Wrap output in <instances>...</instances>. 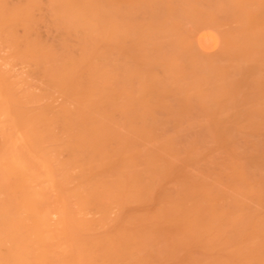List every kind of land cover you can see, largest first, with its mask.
Returning a JSON list of instances; mask_svg holds the SVG:
<instances>
[{
    "label": "bare ground",
    "instance_id": "obj_1",
    "mask_svg": "<svg viewBox=\"0 0 264 264\" xmlns=\"http://www.w3.org/2000/svg\"><path fill=\"white\" fill-rule=\"evenodd\" d=\"M132 1L136 3L135 0ZM155 1L158 5L155 3ZM170 1L172 0H163V4L162 0H154L155 4H153L152 0V3L150 4L152 7L149 5L150 2L148 3V6H144V8L148 7L145 10H148L149 7H151V9H149L148 11V14L147 11L145 13L143 9H138L140 7L142 8L143 5L141 6V3L143 4L144 2L136 4L139 7L134 5L135 8L139 11H142L140 12L141 14L145 13L146 16L143 14V16L139 17V15L141 14H136L138 12H136L135 15L138 16L141 20L143 19L145 21L144 18H146V21H150L149 17L151 16L150 14H152L151 20H153L157 26L159 22L156 18L160 19L161 17H163V15H165L164 17L167 18L166 8L168 7L165 6L169 5L170 10L168 9V12H172L176 8L174 12L176 11L175 13L177 15H175V13L169 12L171 13L170 15L172 18L169 17V14H167L168 20H165L164 17L162 19V22L164 21V23H161V27L162 25L166 26L169 30L172 28L171 26L174 25H171V28H169L170 23L168 24V22H166L169 21V19L172 21L175 20L176 24H178V21L181 24L183 23L186 25V20L188 19L187 21L191 23L189 19L191 18L190 20H192L194 15L195 19L193 18V21H195L196 23L197 16L195 17L196 14H193V11L197 12L198 10L199 15H201L202 13H206V8L210 9L212 5L213 8L218 7L219 9L222 0H210V2L208 3L207 0H195V2H190V0H177L179 2L178 5L176 0H173L174 2ZM213 1L215 3H219L218 1H220V3L217 6V4L214 5ZM225 1L226 0L222 2L226 3ZM241 1L242 0H230V3L233 2V4H230V6H234L236 4L238 6L235 5V9L238 10L239 7L243 9V6L246 4L245 1L249 6V3L255 0H243V2ZM111 2H113V7L111 5ZM124 2H127V0L121 1V4ZM168 2L172 4V9L170 7V3ZM181 2L185 5L183 10H181L183 8ZM187 2H190L192 4L187 5ZM197 3H199L200 5ZM203 3H205V5H203ZM240 3L242 4V6L240 5ZM193 4L195 7L193 6ZM207 4L210 6L205 7ZM227 4L223 5L226 6ZM120 5L117 0H0V264H264V130H262V127L264 126L261 125L262 127H257V129H249V126L247 127L248 123L246 122L251 121L253 115L250 120H247L250 117L248 118L245 114L246 117L241 116V119L244 121L239 122L242 125L245 124V127L243 129H246L247 127V129L249 130H241L240 126L238 125L239 123L237 122L234 124L232 121L237 119L236 116L240 113L239 112L237 114L233 113V115L236 116L231 115L233 119H230V124L225 123L223 121L224 119L222 120L226 124V130L224 126H221L222 128L220 129L219 127L218 129H216V127L214 129L213 126L215 125L213 123V120L215 121L216 118L214 116L216 115V113H218V110L216 112L215 108L220 109V106L223 105H220V99L221 101H223V97L221 98L218 94V87L216 86L213 90L207 89L211 91V93L209 91L207 92L210 95L217 93L219 95V98L217 99H213L214 95H211V98H209L208 94L206 93V96H204V94L202 95V90L200 89V95L206 97V99L203 98L204 101L199 96V93H197L198 95L196 94L198 96L197 99L196 96L195 98L192 97V99H190L192 95L189 97L190 93L193 92L192 90H195L199 87V85H196L198 87L193 85V82H197L195 78H200L199 75L205 76L206 74L204 73L209 72L207 67V64L209 63L203 65L206 67V69L205 67H202L205 69V72L201 67H199V69L197 67L194 71L193 69H191L190 71L186 67L187 65H181V68L186 67V70H188L190 72L189 73L185 69H183L184 71L181 70L179 65V68L176 67V65L174 66V64H178V62H176L177 60L174 61V58H171L168 55H170V53L174 51L171 55L173 56L177 53L178 50H181L180 46H178L179 49L177 50L176 45H179L178 43L176 45H174L173 43L178 39H174L171 46L170 43L171 40H173V38L171 39V37H174V35L171 36L170 39H168L170 41H164L165 39H167L165 35V33L168 32L166 30V27L165 31H162V36L158 35L160 36L159 38L164 37L165 39L161 38L160 40L158 36L153 35L154 33L156 34L157 31L153 32L151 29V33L150 30H148V28L150 29L152 27H155L153 22L148 21L150 23L149 25L142 20V22L146 23V26H142V30H144V28L146 29L147 26L148 28L146 31L141 32H146L145 34L143 33V35L147 36V38L149 37L148 34H151L149 38L151 39L152 37L153 39H147L142 35L143 37L141 41L144 43L143 39H146L147 42H149L150 40V43L153 45L151 41L154 40L153 42H155L154 45L156 47H161L160 45H164L167 48L166 49L164 46H162V48H160L162 51H160L159 53L160 49L157 50L158 47L155 48L154 45H147L149 43L145 41L144 44L147 43L146 45L148 46V49L149 47L151 49L153 48L152 52L151 49H149V52L151 53H148V57L151 54L155 55H153L154 58H151L152 61L150 60V64L154 63L159 58V61H167V59L169 60V58H171V60L169 61L170 64L167 63L168 67H171L172 64V68L170 69H173L175 67L177 69H175L176 71H178L179 69L182 73H187H184L185 77L184 75H180V78L183 77V83L187 80V77L189 78L192 74V77L190 79H193V82L190 79L187 80L189 83L186 81L187 84L192 83L190 85L192 87L189 86L191 92H187L186 88V98L184 97L186 100L190 99L189 102L191 106L188 104V101V103L186 104L189 105L188 107H191V111L189 112L187 106L186 108H184L183 106V111L186 109V113L185 115H183L184 113L181 112L182 116H180V109H177V107L175 106L176 103H170V101L173 99V102L182 103L181 100L178 99L180 95H177L175 93V91L177 90L172 88L173 90H175L173 91L170 89L171 85L166 84L173 83V80L170 82V78L167 80L168 82L166 81V83L164 81H161L163 80L162 78H160L162 76H159L161 67L158 64L155 63L160 68L158 66L156 67L153 64L152 65L155 66L157 72L159 71V77L155 75V73L153 74L152 71V74L147 71L148 69L151 70V67L149 68L147 65H144L147 67L143 68V65L141 63V66L139 67H142V70L144 69L145 71L150 73V76L154 75L155 77H153L155 80L160 78L161 80H159L162 83L164 82L167 86H169L165 91L164 88H166L167 86H164L165 84L161 85V82L159 81L162 88L164 87V90H162L160 88L161 86L157 85L159 82H154V79H152L153 83L152 81L149 82L148 77V84L144 85L145 83H142L143 85H141L142 88L147 86L148 89L147 90L146 87L144 88L145 90L143 89V95L146 96L148 91L150 93H153L160 90L158 91L160 92L158 94L164 97L170 95L169 93L173 91L176 95L173 94L172 96L173 92H171V98L170 96L166 98L164 97L165 99L161 96L160 98L162 100L164 99V101L168 98L166 101L169 102H165L168 105L173 104L172 108H174L175 112L172 111L173 109L171 110V108L167 107L166 105L165 107L170 110V113L168 114L167 109L163 106V101H159L160 103L157 101L160 99L157 92L155 94L158 96V99H156L157 97L155 96L154 98L151 97L152 99L147 98L149 97V95H147L146 100L143 99L142 102H144V100H149L146 102L148 104H146L145 102L142 103L141 100H138L141 96L142 98H144V96L141 94L143 90H141V96L138 99H135L136 97L132 98V96L131 98L134 101H140L142 104L140 106L138 104L132 106L136 109V106H139L140 108L142 106L144 107L145 105L146 107H144L145 110L143 112L146 111L145 114H147V112H150L151 115H154V118L155 115L157 117L156 119H154L152 116L154 124L153 122L150 123V121H152V119H150V114H147L150 115V118L148 119H146L147 115L144 117L145 114H140L142 119L145 118V120L149 123L145 124L147 122L145 120L140 121L138 117L140 124H145V126L143 125L145 127L144 129H122L121 125H124L122 122H119L120 129L117 128L118 124L116 122V117L119 119H123V117H118V112L115 113L117 114L115 117V114L113 115L114 111H112V114L110 115V106L114 104L113 99L117 98L115 96L112 97L113 99L110 98V95L108 94V89L110 90V88H108V82L109 79H111L112 81V79L115 78L112 76L119 74L120 72L117 73L118 70H121V67H124L127 64L124 62V57H120V55L122 56L123 54H121L119 49H121V51L123 50V44H120L119 40L118 44L121 45L122 48H120L119 45V47L117 46L118 54L120 53L118 55L120 58L118 59L120 61L118 62L123 61L125 65H121V67L118 65V67L113 68L114 70L117 69V72L112 71V74L114 72L116 74L109 76L108 62H110V59L112 57H109L110 40L112 39L111 35H114L112 34V32L114 31L113 33H115L116 28V26L112 25L115 19L113 20V22H111L110 14L113 18L117 17L116 19L118 20V17H120V15L124 16L123 12L127 11L125 12V15L128 16L129 12L136 10L135 8L134 10L131 9L133 7L127 5L126 3L122 4L121 7H119ZM125 5H127V7ZM154 5H157L159 7ZM173 5H175V7ZM122 6H125L126 8L131 7L130 9L132 11H130L129 9L123 11L124 8ZM178 6L182 8H179ZM190 6L191 8H196V10H194L193 8V10L191 9L192 11L188 9L190 10V13L188 12L189 14L187 13V15L185 13V8H190ZM224 6L221 5L224 10L219 9V13L217 12V9H210L212 11H208V14L209 12L212 14V12L215 10L216 14L218 13L220 14V16L223 15V18L226 16L227 20H223V25H225V22L228 21V19L229 21L228 23L226 22L227 24L231 25L232 22L233 24L235 23L234 21L237 22L239 19L237 17V10H233V13L231 10L228 14V6L226 8H224ZM198 7H201V9H203L201 11L205 12H200V9ZM115 8H118L117 11L119 10V12L114 10ZM154 8L156 15L155 12L152 11V9L154 10ZM187 8L186 12L188 11ZM255 8L254 10H252L253 13L260 10L258 9L260 8L259 6L256 8L258 9V11H255ZM242 9H240L241 12H243ZM159 11L161 13H159ZM163 11H166L164 12L165 14L163 13ZM220 11H225L226 15L225 13H221ZM250 11L247 12L246 18V11L244 10L245 15L241 13L243 15H241L240 18V21L243 22L244 20L242 19V17L244 18V16L246 18V21L251 20L248 24L247 22L243 23L238 21L236 27H234L235 25H228L231 29H233V31L235 30L233 34L230 33L232 37H235L233 39H229L230 35L227 34L229 37L225 35L227 36L224 37L227 38L226 40H232L231 42L235 40L237 42L239 38H241V40L243 38H248V34L247 37L246 34L244 35L245 32L251 30L250 32H252L253 34L248 32L250 33L249 35L251 36L252 34L253 36H256L254 34L257 33L254 32L258 30L262 32V30H264V26H262L264 25V21H261L264 19L260 20V18L262 17L259 16V18L258 16H256V14H253V17H251L252 13L250 14ZM115 12H121V14L118 15ZM179 12L183 13L184 15H179ZM234 12L236 13V15L234 14ZM262 12H264V10H261V13ZM153 13L155 17H153ZM230 13H232L233 16L236 17V20L233 19V16L230 15ZM115 14H117V16ZM172 14H174V16ZM190 14L192 15V17H190ZM262 14L261 16H264ZM131 15L129 17H131ZM228 15L230 17H228ZM127 16L122 18H129ZM136 16L132 15V20L126 19L128 22H130V27L128 26L126 28L127 30L129 28H131L132 31L134 30L133 28H135V24L131 22L134 21L135 18L138 19V17ZM184 16L187 19L185 18L184 20ZM203 16H205V14L201 15V17ZM211 16H207L206 14L207 18H211ZM175 18L178 19L176 20ZM217 18L222 19V17ZM217 18L215 21L221 22ZM258 18L262 23L259 22ZM206 20L204 18L205 22ZM201 22L202 21H200V24ZM208 22H206L208 25L206 23H204V25H214L212 27L215 28H220V25L223 26L222 24H216L217 22ZM257 22L260 28L257 26ZM124 23H126V27L128 23L126 21ZM165 23L168 24V26ZM172 23H174V21ZM240 24L241 29L244 28L243 31L240 29L236 31L237 29L235 28H238ZM242 24H246V26H243ZM180 25H178L179 27L176 25L178 29L182 26L184 30H182L181 28V31H185L186 33V29L188 28V35L190 33L194 36V33L189 31H193L194 29L193 32H195L196 26L190 24V29V27L188 26L184 28L185 26L183 27V25ZM215 25L218 26L216 27ZM161 27L159 28L161 29ZM44 29L47 31H45L46 35L48 34L47 36L53 35L52 33L49 34V31L55 32V35L57 32L58 38L57 36L56 38L58 40L56 42L55 40H50L51 42L53 41V43L47 41L43 35ZM111 29H113V31H111ZM154 29L158 28L155 27ZM131 30L125 31L126 33L123 32V35L124 33L126 34V36L124 35L123 37L124 39L126 37L125 41L121 37V40L123 39L122 42H127V45H130V42L131 45H133V42L135 44L134 40H136V38L134 36L136 34L134 31V33L132 32L129 34ZM122 31L123 30H121V32ZM158 31L161 32V30ZM197 31H199V29ZM127 32L129 35L133 34V37L131 36L132 39L130 38L133 42L129 41L128 43ZM176 32L177 34L179 33L178 31ZM239 32L241 33L239 34ZM259 32L257 35V37L260 36L258 37V42L260 39H264V37H262L264 36V32ZM192 35H189V39L191 40L194 39L191 38ZM237 35H239V38H237ZM167 37L169 38V36ZM257 37H250L248 39V43L249 40L252 41L251 38H253V40H257ZM118 38L115 39L117 40ZM154 38H156L157 40ZM235 38H237L238 40ZM112 40L114 41V39ZM241 40L239 41L240 44L238 42L234 45V48H236V45H242L244 43L245 39L242 40L243 43L241 42ZM255 40L253 41V43L255 42ZM260 41L264 43V41ZM142 42L140 44H143ZM186 42L188 43V41ZM231 42H229L228 44V41H223V43H225V46L232 47L233 44L231 46ZM138 43H136V45H138ZM159 43L160 45H156ZM256 43L257 41L255 42V44ZM255 44H252L251 46L254 47ZM127 45H124V48L126 47L128 48V50L133 47H129ZM192 45L194 44L192 43ZM138 46L133 47L132 50L135 48L134 51L139 50L140 52V46ZM244 46L245 45H243L244 50H240L242 51L241 54H243V51L245 53L243 55L240 54V58L242 59V61L246 60L245 62H242L241 60L234 61L235 58L233 57L236 54L239 57L238 52L235 53L238 48H236V51L234 50V52L231 53V55L235 54L234 56H232V59L229 57L228 58L229 60L231 59L233 62H235V66L233 65L232 68L233 70H239V67H243V65H245L243 68H241L242 70H239V72H246L247 75L249 74V76L248 78L245 77L247 78L245 79L244 76L247 75L243 74L242 76H240V78L243 77L248 81L249 77L251 78V76L256 78L258 77L257 80L258 83H260L259 86L261 87V91L259 86L256 87V90L255 88L253 89V85H251L252 88L248 85H246L245 88V84H243V86L240 85L244 87L246 91L247 89L251 92H254V90H256L260 93L261 99L259 100V95H256V97L254 95L255 92H252V96H255L254 98H257L258 101H255V99L253 98L252 100H254L255 102L252 101L250 103L251 105H256V102L258 103L259 101H264V99H262L264 98V93H261L262 91H264V86H262V84H264L262 83V81H264V79L262 78L264 77L259 78L260 75L264 74V72H262L264 71V68H262L261 64L262 62H264V56H259L260 53L258 54V52H262V50L258 45L257 47L260 49L255 48V45L254 53H252L253 48L249 47L248 44L247 46ZM173 47L175 49H173ZM237 47L241 48V46ZM126 48L123 50V53ZM143 48L144 50L142 49L141 45V50L145 51L144 53L148 52V49H146L145 47ZM169 48H172L173 50ZM186 48H188V46ZM193 48L195 50V47ZM193 48L191 49V51L193 50ZM223 48L225 47L223 46ZM246 48L251 49V56L259 50L257 52L258 56L255 54V57L258 58L259 61L256 60L254 56L251 57L249 49L246 50ZM188 49H190V47ZM230 49L228 47V51L225 50L226 53L233 51V49L229 51ZM128 50L127 52H125V54L128 53ZM195 51V53H197V49ZM139 52L136 53V55L139 56ZM165 52L170 53H167V55H165ZM178 52L179 53H177V55L181 54L180 51ZM156 53L158 55L160 54V57H157ZM162 53L167 57L166 59L165 57L163 59ZM217 53H214L216 58L218 57L216 55ZM193 55L195 57V54ZM245 55H248L250 57ZM260 55H264V52H262ZM191 57L193 56L191 55ZM207 57H205V59ZM220 57H218V60ZM259 57L261 59H259ZM143 58L145 59L144 55ZM198 58L200 57L198 56ZM216 58L215 61H218ZM252 58H254L258 63H249L248 59L253 61ZM182 59L179 58V60ZM200 59L197 60L200 61ZM205 59L203 61H205ZM212 59V61L215 62L214 58ZM125 60L128 61L129 59H126L125 57ZM184 60L182 62H186L187 59ZM220 60L219 61L221 63L219 61L218 62L222 64V69H224V63H222L223 60L221 58ZM261 60L262 62H260ZM212 61L210 60L211 63L209 64V67L211 69H213L212 67L215 68L212 71H216V73L218 71H221V66L219 67L220 70H217V65L212 63ZM165 62L163 64H165ZM190 62L192 63V61ZM241 62L242 65L240 66ZM248 63L250 64V66ZM192 64L196 63L193 62ZM202 64L200 62V66ZM225 64L227 65V67H230L228 63ZM236 64L239 65L237 66ZM252 65H254V67H251ZM258 65L262 69L257 68ZM247 67H250V70L248 69V71H245L244 68L247 69ZM127 68L125 66V70ZM229 69L232 70L231 67ZM136 70L139 71L141 70V68ZM163 70H165L170 75V71L166 69H162V71ZM251 70H253V72ZM259 70L261 74L259 73ZM124 72V70H121V76L124 75ZM166 72L165 75H167ZM221 72H218V75H220L219 73ZM224 72L222 73V75H224L223 78H221L222 81L225 79L224 77H226V74ZM234 72L236 75H234ZM234 72H232V74L234 75L232 77H238L240 75L239 73H236L235 70ZM120 74L119 76H116L118 80H114L116 83L115 87L118 82V84L121 83L117 88H120L119 86H122V83L124 86V82L119 81L122 78L120 77ZM141 74L136 75L140 76ZM143 75L144 74H142V76ZM211 76L214 75L211 74L210 77ZM167 77L168 76H166V78ZM206 77H209L208 74L205 76V78ZM180 78L179 76L177 77V79ZM205 78L202 77L201 82L205 81ZM213 78L214 77H211V80H206L203 88L204 86L208 85L209 81V83H214L215 78ZM243 78L241 79L242 81ZM123 79L126 80L127 78L125 79L123 77ZM250 80L256 79L251 78L249 79V81ZM257 80L255 82H257ZM127 81L129 82V80ZM182 81L180 79V82ZM224 81L226 85V79ZM198 82L199 84H204L201 83L199 79ZM216 82L218 83V81ZM230 82L237 83L238 81H235V79L233 78L230 79ZM110 84L114 85V82L113 84ZM136 84L139 83L136 82ZM215 84L216 83L210 85L213 86ZM229 84H227V86ZM150 85H157V89H155V87H153L154 89L150 88ZM123 86L119 91L121 92V95L123 94V92L125 93V95H127V92H125L126 90H124V88H127V86ZM174 86H176V84ZM231 87H233L232 84L229 87L230 89L227 87L223 90L222 94L227 95L228 91L232 92L233 89ZM184 88L185 87H183V89ZM212 88H214V86ZM150 89L152 90L150 91ZM180 89L182 88H179V90ZM190 89H188V91ZM237 89L235 88L236 92ZM128 90L130 91V89ZM215 90L217 91L215 92ZM219 90L222 89L219 88ZM111 91L114 92V90L112 89ZM119 91L118 93H120ZM205 91L206 88L203 92ZM246 91L241 92L245 93ZM250 91L246 93L248 94L247 96L246 94H244V97H250ZM243 93H239V95L241 94L242 96ZM114 94L115 92L111 95ZM226 95H224L225 100L226 98L229 99L232 94H229L230 96L228 95V97ZM176 96L178 97L176 98ZM237 97L236 99L240 98ZM193 98L194 104L192 103ZM198 98H201V101L199 100L198 102ZM232 98L230 97L231 101ZM127 99L128 98H126V100ZM132 99L131 101H133ZM210 99H213L214 105ZM215 99L217 100L216 102L214 101ZM109 100H111L112 102H110ZM195 100L197 101L198 105L197 103L195 104ZM230 100L226 103L228 104L226 105V108H232V106H234L233 104H235L236 102L235 100L232 104ZM127 101L126 104L128 103ZM134 101L132 103H134ZM202 101L204 102V104H206L207 107L208 105H210L211 101V108H215L211 109L208 107L209 109H211L208 113L207 107V109L205 110V107L202 106L203 109L201 108V104H203ZM117 102L121 104V102L123 103V100L121 101L119 99V101ZM229 102L232 104V106H230L231 104ZM109 103L113 104L109 105ZM129 103V105H131L130 100ZM215 103H220L219 106H217L218 108L216 107L217 104ZM156 104L157 106L162 104L163 108L159 106L157 110V106L155 108ZM260 104L262 103L259 102V106H261ZM129 105L127 104V107H125L124 104V108L127 109ZM147 105L149 106L148 111L146 110ZM151 105L154 107L153 109H151ZM193 105L199 106V109H202L200 111L206 112H203L204 115L206 114L207 116L205 115V119L202 120L205 121L209 119V123H211L212 125V127L210 128L213 129L212 131L207 132V130L209 129L204 124L203 128H207V130L205 129L206 131L201 130V127V129H199V131L201 130L200 132H197L198 130L194 128L193 129L196 130V132L192 129L191 131L189 129V133L183 132L182 126L184 125H180L184 122H182L183 118L181 117L185 116L186 118V115L191 114V112L193 111L192 109H194L195 112V108H192ZM132 106L127 109V111H130V114L132 113V116L135 114V112H142V110L131 112V109H133ZM224 106L222 108H224ZM241 106L242 111H244L243 104H241ZM235 107L232 109H236ZM224 109H222L223 112ZM259 109L261 112L262 108L259 107ZM154 110L155 113L157 111L163 112L164 116H162L163 113L162 115H159L161 113L154 114ZM247 110L249 111L248 106ZM187 111L189 114H187ZM248 111L247 114H249ZM165 112H167V114ZM227 112L231 113L230 111H226V113ZM125 113L124 114L126 117L123 115L125 119L127 118V116L129 118V113ZM257 113L256 118L254 116V120L258 119L256 121H259V119L264 118V115H262L264 114V112H261L262 114L258 113L260 116H262V118H260ZM171 114L173 115V117L171 116ZM200 114L203 115L202 113ZM165 115H170L169 117L167 116L169 119L167 118L165 120H161L166 117ZM175 115H179L180 118ZM222 115L220 118H224L222 117ZM112 116L115 118H113ZM191 116L192 114L190 115V117ZM212 117L215 119H213ZM238 118H240V114ZM125 119H123V121H125ZM186 119L188 120V117ZM134 120H136V118L132 119V122H134ZM169 120H171L172 122L174 121L172 123L174 126L170 125L171 123L168 122ZM112 121L116 122V128L114 126V123V127H112ZM162 121L168 122V124L166 122L167 129H169L171 126L174 128H170L171 131H165L166 128L162 127L164 129V131H162V128H159L161 126H158L159 124H163L162 126L165 125V123H163ZM222 121L221 123H223ZM175 122L177 123L175 124ZM179 122L182 123L180 124ZM215 122L218 123L217 126H220V121ZM252 122H250L249 124H253L255 128V125ZM138 124L139 123H136V126H138ZM151 124L154 125V129L152 125V130H150ZM155 124H157V128L155 127ZM190 124H192V122H190ZM227 124L231 126L233 125L232 128L229 129L230 127H227ZM141 125L139 127H141ZM146 125H150L148 126L150 129ZM168 125L170 126L168 127ZM175 125L177 127L179 126L180 129L178 130ZM235 125H238L239 127L237 128L235 127ZM189 127L190 126L188 125L187 128ZM196 128H198V126H196ZM173 129H175V131H172ZM181 134H183L184 137H180ZM185 134H187L186 137ZM214 152H217V154L222 153L223 157L219 158V156L217 159L215 158L216 160L214 159V161H211L214 164L209 162L212 165L207 164L208 166H203L204 168H202L201 170V162L204 163L202 165H205V161H207V159L209 161L211 160V157L209 155L211 153L212 155L215 154ZM178 161H183L185 164L190 165L191 167L194 165L196 167L200 165V168H197L198 170H200V174H193V172L189 173L187 171V165L184 166L187 170L183 167L186 170L185 171L180 166L183 162L179 164Z\"/></svg>",
    "mask_w": 264,
    "mask_h": 264
},
{
    "label": "rangeland",
    "instance_id": "obj_2",
    "mask_svg": "<svg viewBox=\"0 0 264 264\" xmlns=\"http://www.w3.org/2000/svg\"><path fill=\"white\" fill-rule=\"evenodd\" d=\"M112 1H113V0H112ZM121 1H123V0H120V2H119V0H117V2L119 3V5L121 4ZM125 1H126V0H125ZM128 1H129V2H128ZM130 1H131V2H130ZM135 1H136V3H135L134 1H132V0H127V2H124V3H126L127 5H130L131 7H133V8H131V7H130V8L134 10V8H135L134 5L139 4V3H141V2H144L143 4L141 3V6L143 5L142 8L140 7V8H138V9H140V10L143 9V11H144L145 13H146V11H147V14H148L149 9H151V7H152V6L150 5V4L152 3V0H143V1H142V0H140V1H139V0H135ZM147 1H148V2H147ZM164 1H165V0H164ZM172 1H173V0H172ZM172 1H170V2H172ZM178 1H179V0H178ZM178 1L176 0L177 5L179 4ZM182 1H183V0H182ZM185 1H186V0H185ZM187 1H188V0H187ZM199 1H200V0H199ZM199 1H197V2H199ZM211 1H212V0H211ZM215 1H216V0H215ZM222 1L224 2V0H222ZM222 1H221V3H220V1H218V2L220 3V7H219V9H223V7H221V5L224 6L223 4H227V3H228V4H227L226 6H224V8H226L227 6H228V8H229L230 4H231V3L233 4V2H234V1H233V2L230 3V0H226V1H225L226 3H223ZM228 1H229V2H228ZM248 1H249V0H248ZM250 1H251V0H250ZM115 2H116V1H115ZM133 2H134V3H133ZM149 2H150V3H149ZM170 2H168V3H170ZM173 2H174V1H173ZM190 2H195V0H190ZM190 2H187V3H188L187 5L192 4V3H190ZM205 2H206V1H205ZM208 2H210V0H209V1L207 0V3H208ZM239 2H240V1H239ZM241 2H243V0H242ZM258 2H259V3H258ZM112 3H113V2H111V5H112ZM124 3H122V4H124ZM148 3H149V5H150L151 7H149L148 10H145V9L148 8V7L144 8V6H148ZM155 3H156V1H155ZM155 3H154V0H153V4H155ZM159 3H160V2H159ZM162 3H163V0H162ZM165 3H166V2H165ZM168 3H167V4H168ZM184 3H185V2H184ZM213 3H214V5H216V4H217V6L219 5V3H215L214 1H213ZM245 3H246L245 5H246L247 7H246L245 5L243 6V9L239 7L240 9H242L243 12H241V10H240L238 7H237L238 10L235 9V7L238 6V5H236V4H237V1H236V4H235L236 6H235V5H234V6L232 5L233 7L230 6V8L232 7L231 9H230V8H229V9L227 8V13L229 14V11H231V10H232V13H233V10H234V11L237 10V11H236L237 14H238L237 17L239 18V19H238V18H237V19H238V21H240L241 15L244 14V10L246 11V13H245L246 15H245V14H244V15H245L246 18H247V12L250 11V7H251V11H250V14L252 13V14H251V15H252L251 17H253V14H254V15L256 14V16H258V17H259V16L262 17V18L259 17L260 20H261V19H264V16H261V14L264 13V12L261 13V10H264V0H261V1H260V0H255V1H252V2L249 3V6L247 5V2H246V1H245ZM252 3H253V4H252ZM122 4H121V5H122ZM131 4H133V5H131ZM156 4H157V3H156ZM160 4H161V3H160ZM163 4H164V3H163ZM163 4H162V8H163ZM167 4H165V5H167ZM174 4H176V3H174ZM181 4H182V2H181ZM185 4H186V3H185ZM194 4H195V3H194ZM194 4H193V6H194ZM197 4H199V3H197ZM210 4H211V3H210ZM254 4H256V5H254ZM257 4H258V6L260 7V8H258V9H260L259 11H258V9H256V8L258 7ZM121 5H120L119 7H121ZM127 5H125V6L127 7ZM157 5H158V4H157ZM157 5H154V6H157ZM165 5H164V6H165ZM171 5H172V4L170 3V7H171ZM187 5H186V6H187ZM199 5H200V4H199ZM203 5H205V3H203ZM240 5L242 6L241 3H240ZM250 5H251V6H250ZM125 6H124V7L122 6V7L124 8V9L122 8L123 11L126 10V9H129L130 11H132L130 8H126ZM136 6H138V5H136ZM173 6L175 7V5H173ZM180 6H181V5H180ZM182 6H183V8H182V7H179V6H178V7H179V8H182L181 10H183L184 7H185V5L182 4ZM191 6H192V5H191ZM191 6H190V8H187V7H186L187 10H188V9L191 10V9L193 8V7L191 8ZM201 6H202V5H201ZM209 6H210V5L207 4L205 7H209ZM212 6H213V5H212ZM212 6H211L210 9H212V10H213V9H217V12L219 13V11H218V10H219L218 7L216 6L217 8H213ZM253 6H254V7H253ZM255 6H256V8H255ZM112 7H113V5H112ZM112 7H111V8H112ZM116 7H117V6H116ZM138 7H139V6H138ZM157 7H159V6H157ZM165 7H168V8H166V11H167V12H166V11H163V13L166 12V17H167V18H168V15H167V14H169V17H171L170 14L176 12V11L174 12V10L176 9V8H175L172 12L169 11V12H171V13H169V12H168V9L170 10L169 5H167V6H165ZM194 7H195V6H194ZM196 7H197V6H196ZM244 7H245V8H244ZM160 8H161V5H160ZM186 8H185V13L187 14L190 10H188V11L186 12ZM198 8H199V7H198ZM202 8H204V7H202ZM248 8H249V9H248ZM252 8H253V9H252ZM254 8H255V11H258V12H254V13H253L252 10H254ZM117 9H118V8H115L114 10L117 11ZM135 9H136V8H135ZM138 9H136L135 11L129 12L130 15L133 13L132 15H133V16H136V15H135L136 12H138V13H136V14H138V15L141 14L140 12H142V11H139ZM157 9H158V8H157ZM171 9H172V7H171ZM193 9H194V8H193ZM193 9H192V10H193ZM199 9H200V10H199L200 12H205V11H201V10H203V9H201V7H200ZM206 9H207V10H206ZM206 9H204V10H206V13H202V14L200 13L201 15H204V14H205V16H203V17H201V15H199L198 10H197V12H196V11H193V14H196L195 17L197 16V18H198V19L196 18V20H197L196 23H195V21H193V20L195 19V18H194V15H193V18H194V19L192 18V20H190V19H191L190 17H192V15H191L192 13L190 14L191 16L189 15L190 17L188 16V17L190 18L189 21H190L191 23H189V22L187 21L188 19H187L185 16H184V18L182 17L184 20H185V18L187 19V20H186V25L183 24V23L181 24V23L178 22V21H177L178 24H176V23H175V20H173L174 23H172L173 21L169 19V21H166V22H168V24L170 23V24H169V28L172 27V28L169 29V30H168V27H166V26H163V25H162V27H161V23H164V21L162 22V19H163V17H164L165 15H163V17H161L160 19H159V18H156V19L158 20V22L160 23V24H159V23L157 22V23H158L157 26L159 25V26L157 27L156 24H155V22H154L153 20H151V16H152V14H150V15H151V16L149 17V18H150V21H152L153 24L155 25V27L158 28V29H154L155 27H152V26H154V25H152V26H151L152 28H150V29H149L148 26H147V28H148V30H150V32H151V29H152L153 32H156V31H157L156 34H155V33L153 34L154 36H158V35H161V36H162V31H165V27H166V28H167L166 30H167L168 32L165 33V35H166V38H167V39H165L164 37H161V38L165 39L164 41L170 39V37L174 35V37H171V39L173 38V40H171V43H170V44H171V46H172L173 43H174V45H176V44L178 43L179 45H176V46H177V50L179 49L178 46H180L181 50H178V51H180L181 54H178V55H177V53H179V52L177 51V53L174 54V55H176V56L173 55V56H174V57H173V56H171V55H172V52H174V51H172L171 53L169 52L170 55H168V56L171 57V58H174V61L177 60L176 62H178V64H174V66L176 65V67H178V68H179V66H180V68H181V67H182L181 65H184V66L187 65L186 67L188 68V70L191 71V69H193V71H194L197 67H198V69H199V67H201V68H202V67H205V66H203V65H205V64H207V63L210 64V63H211L210 60H211V61L213 60L212 58H214V61H215L216 56H215L214 53H217V52L219 53V54L217 53L216 55H217L218 57L221 56L220 58L223 60L222 63H224V64H223V66H224L223 68H224V69H222V64H220V63H221V62H220V61H221L220 58H219L220 61L218 60V57L216 58L220 63H219L218 61H215V62L212 61V63H214L215 65H217V70H220L219 67L221 66V69L224 70V71L226 70L227 73H226V71L224 72V71L221 70L222 72H221V71H218V72H221V73H219L220 75H218V72L216 73V71H214V72L212 71V70H214L215 68L212 67L213 69H211V68L209 67L210 65L207 64V67H208L209 72L207 71L208 73H206V72L204 71V70L206 69V67H205V69H204V68H202V69H203V71L205 72L204 74H206V75L208 74L209 77H206V78H205L206 75H205V76L199 75L200 78H195V77H194V78L197 80V82L195 81V79H194L195 82L192 81L193 79H192V80L190 79V78L192 77V74L190 75L189 78L187 77V80L190 79V80L193 82V85H195V86H196V85H199V87H201V88H199L198 86H196V87H198V88L195 87L197 90H196V89H195V90H192L193 92H191V89H190V87H192V86H190L192 83L187 84V83H186V81H187L186 79H185L186 81L183 83V81H184V80L182 81L183 77L180 78V75L183 76L184 73H185V74H187V73H186V72L182 73L179 69H178V71H176L177 69H176L174 66H173V67H174V68H173L174 70H173V69H170V68H172V64H171V67H168V64H167V63H169V61L171 60V58L168 57L169 60H168V59H167V61L165 60L166 62H165L164 60H163V61H162V60L159 61L160 58H159V59L156 58L157 60H156V59H155V60H156L157 62H158V61H159V62L157 63V62L154 60L155 62H154V63L151 62V63H152L153 65H155L156 67L159 65L162 69H166V70L170 69V70H168V71H170V72L172 73L173 77H172L171 73H170V75H169V73H167L165 70L162 71V69L158 66V67L160 68V70H161V71H160V75H159V73H158L159 71L157 72V69L155 68V66H153L152 64H150V60L152 61L151 58L153 57L154 54H151V55H150L151 57L149 56L150 58L148 57V55L152 52L153 48L151 49V48L149 47V49H151V52H149V49H148V46H147V45H152V44L150 43V40L153 39V38L151 37V39H150L149 37L151 36V34H148V33H147L148 36H149L148 38H149L150 40H149V42H147L146 39H145V40L143 39V41H144V43H145V41H146V42L149 43V44L146 43V44H147V45H146V44H144V43L141 41V40H142V37L145 36V35H143L144 32H141V31H146V30H147V28H146V29L144 28V30H142L143 27H144V25H145L146 23L150 25V23H149L150 21H149V20H148L149 22L146 21V20H147L146 18H144L145 21L142 19V20H143L144 22H146V23L142 22V20L139 19V17H140V16H143V14L146 16L145 13H142L141 15H139V17L136 16V17H138V19H139V20H138V19L135 18L134 21H136V22H134V21L131 22V23H134V24H135V25L133 24L134 27H135V28H133V29H134L133 31L135 32L136 35H138V36H136V35L134 34V35H135L134 37L136 38V40H134V41H135V44H134V42L131 40L132 37H133V36H132L133 34H132V35H129V34L132 33L133 31L131 30V28H129L128 30L126 29L128 26L130 27V25H129L130 22H128L127 20H132V19H131V18H133L132 15H131V17H129V16H130L129 13H128V16L125 15V12H127V11H125V12H123V15H124V16H121V15H120V17H118V20H117V19H116L117 17L113 18L112 15L110 14V16H111V22H113L114 19H115V21H118V22H115V21H114V22L112 23V25L116 26V28H115V33H113V32H114V31H113L114 28L111 29V31H113L112 34H114V35H111V38L114 39V41H113L112 39L110 40V49H109V51H110V55H109V57H111V56H112V57H111V59H110V62H108V66H109V76H112L113 74H116L115 72H114L113 74H112L111 72H112V71H116V72H117V69L114 70L113 68L118 67V65L121 67V65H125V63H126V64L128 65V66L125 65L126 68L129 67V68H127L126 70H125V66H124V67H121V70H124V71L126 72V74H125V72H124V75H123V76H121L122 73H123V71H122V73H121V70H120L119 68H118V69H119L120 71L118 70V72H117V73L120 72V73H121V74L119 73V74H120V77H122L121 80H119V81L124 82V86H127V88L125 87L126 89L124 88V90H126L125 92H127V95H125L124 92H123V94L121 95V92L119 91V90H121V87L123 86V83H122V86H119L120 88H117L118 85L121 84V83L118 84L119 82L117 81L118 83H117V85H116V87H115V84H116V83H115L114 80L117 79V78H116L117 75L119 76V74H116L115 76H114V75L112 76V77H115V78L112 79V81L114 82V85H111V84H110V83L113 84V82L111 81V79H109V82H110V81H111V82H110V83L108 82V84H109V85H108V88H110V90L108 89V94L110 95V98H112L113 96H115V97L118 99V97H119V99H120L121 101L123 100V103L125 104V107H127V104H128V105L130 104V103H129V100H130V102H131V105H129V107L132 106V105L135 106V104H138V105L140 106L142 103H144V102L146 103L147 101H149V100L145 101L147 95H149V97H147V98H151V97L154 98V96H155V97H157L156 99H158V96H157L155 93H156V92H157V94L160 93V92H158V91H160V90L155 91V92H153V93H150V92L148 91L147 94H146V96H145V95H143V92H144V90H145V89H144L145 87H146V89H147V86H145V87H143V88H142V86H141V85H143L144 83H145L144 85L148 84V81H149V82L152 81V83H153V80H152V79H154L155 76H154V75L150 76V73L152 74V72H153V74L155 73V75H157V76H158V75H159V76H162V77H160V78L163 79V80H161L160 78H158V79L156 78L157 80L154 79V80H155L154 82L158 83V82L161 80V81H164V82L166 83V81H167L168 79L171 78L170 82L173 80L174 85L176 84V86H178V87L174 86L173 83H171V84H170V83H166V84H168V85H171V86H170V87H171V88H170L171 90H173V89L177 90V91H175V90H173V91H175V93H176L177 95H180V96H179L180 98H179L178 96H176V98L178 97V99H180L181 102H182L183 104H182V103H178V102H173L174 99H173V100L170 99V98H171V92H173V91H171V92L169 93L170 95H167V94H168V93H167V94H166L167 96H164V97L166 98V97L170 96V98H169V99L171 100L170 103H171V102H172L173 104L176 103L175 106L177 107L178 110L180 109V110H179V111H180V112H179V113H180V116H182V113H181V112H183V113H184L183 115H185V113H186L185 110H186V109H185L184 111H183V109L186 108V106H187V108L189 109V112L191 111V107H188V106L190 105L189 100L192 99V97L195 98V96H196V99H197V97H198V96H197V95H198L197 93H199L200 90H202L201 94H202V95L204 94V96H206L205 93L208 94L207 92H208L210 89L213 90V89H215V87L217 86V87H218V91L215 90V92L217 91L218 94L220 95V97H221V98L223 97V99H222L223 101H221V99H220L221 104L219 103L220 105H222V104H223V105L220 106V109H216L215 107H212V108H211L210 105H211V103L213 102V99H214V98H216V99L219 98V95H218L217 93H214V94H213V95H214L213 99H210L212 102L210 101V105H208V107L211 108V109L215 108L216 112H217V110H218V113L220 114V115H219L218 113L215 112L216 115H217V117H216L215 114H214V115H215L214 117H215L216 119L212 117L213 119H215V121H218V122L220 121V123H221V121L224 119L223 121H224L225 123L230 124V119H231V120L233 119L232 116H236V115H233V113H234V114H237V113L240 112V113H239V114H240V118H238L239 114H237V116H236L237 119L235 118L237 121H236V120H232V121H233L234 124L238 122V123H239L238 125L240 126V129H241V130L245 127V126H244V125H245L244 123H243L244 125H242V124L240 123L241 121H244V120L241 119V116L246 117L245 114L247 115L248 118L250 117L249 119L246 118L247 120H250V119L252 118V115H253V118L251 119V121H249V122L247 121V122H246V123H248V125H247V124H246V125H247V127L249 126V129H257V127H262V126H264V123H262V122H264V118H262V116L259 115V114H262L261 112H264V106H262V105H264V101H259L260 103H262V104H260L261 106H259V102H258V103L256 102V105H254V104L251 105V103H250V102H252V101L255 102V101L257 100V98H256V99L254 98L256 95H259V97H260V98L258 97L259 100L261 99V95H260V93L256 91V90H257L256 87H258V86L260 85V83H258V80H257L258 77L256 78V77H252V76H251V78H252V79L255 78V79L257 80V82H255L256 80H250V81H251V82H250V81H249V79H251L250 77H249L248 81L245 80V79L248 78L249 74L247 75V73H246V72L244 73L243 71H242V73H240L241 71L239 72V70H240L241 68H243L245 65H243V67H239V68H240L239 70L234 69V70L236 71V73H239V74H240V75L238 74V75H239V76H238L239 79H238L237 76H236L237 78H236V77H232V76H234V75H236V74H235L234 70L232 69V68H233V65H234L235 62H233V61L231 60V59H232V56L235 55V54H232V55H231V53H233L234 50L236 51V48H238L237 51H236L235 53L238 52L239 57H238L237 54H236L235 56H237L239 59H238L237 57H235V56H234L233 58H235L234 61H235V60H236V61H237V60H238V61H240V60L242 61V59L240 58V54L242 53L241 50H244L243 45L247 46V44H248V46H249L250 43L255 44L256 41H257L258 44L256 43V44H255L256 47H255V45H254V47L257 48V49H260V48H261L262 52H264V43H262V42L260 41V40L264 41V39H260V38H259V39H260L259 42L262 43V44H260V43L258 42V37H260V36L257 37L258 32H259L260 30H258V31L255 30L256 32H254V33H257V34H254V35H256V36H253V35H252L253 33L250 32L251 30L248 31V32L252 33L251 36L249 35L250 33L245 32L244 35L246 34V37H247V34H248V38H243V37H242L243 39H245V40H244V43L242 42L243 39L241 40V38H239V35H237V36H238L237 38H239V40H238L237 38H235V39H237L238 41L236 42V41L234 40L233 42H235V43H233V42H231L232 40H229V39H230V38L233 39V38L235 37V36L232 37V35H230V33L233 34V32H235V30L233 31V29H231L229 26H233V25H235L234 27H236V24H237L238 21H237V22L234 21V22H235L234 24H233V22H232V23L230 22V23H231V25H230V24H227L228 21H229V19H228V21H226L227 23L225 22V25H223V23H224V21H225L224 19L227 18L226 16L223 18V15L220 16V14H218V13L216 14V11H215V10H214L215 12L213 11L212 14L209 12V14H211V15L216 14L217 17H222V19H221V18L219 19V18L216 17V15H214V16L209 15V14H208V11H212V10H210L209 8H206ZM208 9H209V10H208ZM246 9H247L248 11H247ZM161 10H162V9H161ZM192 10H191V11H192ZM194 10H196V8H195ZM223 10H224V9H223ZM111 11H112V10H111ZM152 11L155 12V8H154V10L152 9ZM156 11H157V10H156ZM225 11H226V9H225ZM225 11H220V12H221V13H222V12L225 13ZM117 12H119V10H118ZM117 12H115V13H117ZM121 12H122V11H121ZM121 12H120V13H117V14L119 15V14H121ZM180 12H183V11H180ZM180 12H179L178 14H179V15L181 14V15L183 16L184 14H183V13H180ZM238 12H239V13H238ZM112 13H114V12H112ZM149 13H150V12H149ZM151 13H152V12H151ZM159 13H161V12L159 11ZM189 13H190V12H189ZM189 13H188V14H189ZM213 13H214V14H213ZM232 13H230V15L233 16ZM241 13H243V14H241ZM257 13H258V14H257ZM259 13H260V15H259ZM117 14H115V15L117 16ZM126 14H127V13H126ZM164 14H165V13H164ZM188 14H187V15H188ZM206 14H207V16H211V18L214 17L215 19H214V18L211 19L210 17L207 18V17H206ZM234 14L236 15L235 12H234ZM155 15H156V12H155ZM172 15L174 16V14H172ZM175 15H177V14L175 13ZM225 15H226V13H225ZM239 15H240V17H239ZM262 15H264V14H262ZM126 16L129 17V18H126L127 20H126L125 18H122V17H126ZM148 16H149V15H148ZM148 16H147V17H148ZM198 16L201 17V18H199ZM245 16H244V18H245ZM153 17H155V16H154V13H153ZM176 17H177V16H176ZM180 17H181V16H180ZM228 17H230V16L228 15ZM142 18H143V17H142ZM167 18L164 17L165 20H166ZM171 18H172V17H171ZM204 18H205V20H206V19H207L208 21L210 20L209 22H211V23H212V22H217L216 24H222L224 27L221 26V25H220V28L217 27L218 25H215L217 28L212 27V26H214V25H212V26H206V24H207L206 22H208V21L206 20V22H205V21H204ZM216 18L219 19L221 22H219V21H215ZM231 18H232V17H231ZM235 18H236V17L233 16V19H235ZM244 18L242 17V19L244 20V22H245V23L247 22V24L251 21V20H250V21H246V18H245V19H244ZM259 18H258V20H259ZM122 19H123V20H122ZM175 19H176V18H175ZM177 19H178V18H177ZM177 19H176V20H177ZM202 19H203V20H202ZM242 19H241V20H242ZM157 20H155V21H157ZM167 20H168V19H167ZM212 20H213V21H212ZM223 20H224V21H223ZM226 20H227V19H226ZM235 20H236V19H235ZM248 20H249V19H248ZM255 20H256V19H255ZM260 20H259V22L264 21V20H261V21H260ZM125 21L128 23L126 27H125L126 23H124ZM160 21H161V22H160ZM170 21H172V22H170ZM200 21H202L203 23L201 22V24H200ZM222 21H223V22H222ZM231 21H232V20H231ZM120 22H121V23H120ZM193 22H194L195 24H194ZM209 22H208V23H209ZM240 22H243V21H240ZM244 22H243V23H244ZM171 23H172V24H171ZM179 23H180L181 25H183V27L185 26L184 28H186V27L188 26V27H190V29H191L190 24L196 26V28L193 26V27L195 28V30H196L195 32H193L194 29H193V31H191V30L189 31V32L194 33V36H193L192 34L189 33V35H192L191 38H194V39H192V40L189 39L190 37H189V35H188V33H187L188 30H189L188 28H187L188 30L186 29V31H187L186 33H185V31H181L182 26H181ZM204 23H206V24L204 25ZM253 23H254V22H253ZM261 23H262V22H261ZM165 24H166V23H165ZM165 24H164V25H165ZM168 24H166V25L168 26ZM173 24H174L175 26H174ZM197 24H198V25H197ZM213 24H215V23H213ZM226 24H227V25H226ZM117 25H118L119 27H118ZM171 25H173V26H171ZM176 25H177V26L180 25L181 28L178 29L179 26L177 27ZM201 25L204 26V27H202ZM207 25H208V24H207ZM210 25H211V24H210ZM228 25H229V26H228ZM242 25H243V26H246V24H242ZM251 25H252V24H251ZM44 26H45V25H44ZM142 26H143V27H142ZM145 26H146V25H145ZM170 26H171V27H170ZM197 26H198L199 28H198ZM200 26H201L202 28H201ZM240 26H241V24L238 26V28H235V29H237L236 31H238L239 29L243 31L244 28L241 29ZM243 26H242V27H243ZM247 26H248V25H247ZM257 26L259 27L258 22H257ZM262 26H264V25H262ZM42 27H43V26H42ZM122 27H123V28H122ZM131 27H133V26H131ZM159 27H161V29H160ZM174 27H175V28L177 27L176 29H178V30H176ZM222 28H226L227 30H226V29H222ZM245 28H246V27H245ZM259 28H260V27H259ZM41 29H42V28H41ZM46 29H48V28H46ZM153 29H154L155 31H154ZM163 29H164V30H163ZM172 29H173V31H172ZM174 29H175V31H174ZM198 29H199V31H197ZM253 29H254V28H253ZM261 29H262V28H261ZM49 30H51V29H49ZM52 30H53V29H52ZM121 30H123V31L121 32ZM129 30H131V32H129V34H128V32H127V37H128V40H127V41H128V43H129V41H132V42H133V45H131V42H130V45H129V44L127 45V42H124L125 39H126V37H125V39L123 38L124 35L126 36V34H125L126 32H125V31H129ZM158 30H161V32L158 31ZM170 30H171V33H172V34L170 33ZM182 30H184V29L182 28ZM221 30H222V31H221ZM245 30H246V29H245ZM247 30H248V29H247ZM45 31H46V30L44 29V31H43L44 34H43V35H44V38H45L47 41L51 42L50 40H53V41L55 40V42H56V41L58 40V39H57V38H58V36H57V32H56V35H55V32H53V31L50 32V31H49V34L52 33L53 35H49V36H47V35H48V34L46 35V32H47V31H46V32H45ZM176 31H178L180 34H179V33L177 34ZM227 31H228V32H227ZM253 31H254V30H253ZM43 32H42V33H43ZM123 32H125L124 35H123ZM134 32H133V33H134ZM147 32H148V31H147ZM159 32H160V33H159ZM175 32H176V33H175ZM182 32H184L185 34L182 33ZM262 32H264V30H262ZM262 32L260 31L259 33H262ZM145 33H146V32H145ZM145 33H144V34H145ZM151 33H152V32H151ZM174 33H175L176 35H175ZM236 33H237V32H236ZM240 33H241V32H239V34H240ZM168 34H170V35H168ZM186 34H187V35H186ZM223 34H224V35H223ZM227 34H229L230 37H229ZM237 34H238V33H237ZM142 35H143V36H142ZM165 35H164V36H165ZM179 35H180V37H179ZM225 35H227V36L229 37L228 40H226L227 38H224V37H227V36H225ZM244 35H243V36H244ZM52 36H53V37H52ZM56 36H57V38H56ZM112 36H113V37H112ZM131 36H132V37H131ZM140 36H141V38H140ZM167 36H169V38H168ZM176 36L179 37V38H177ZM184 36H185V37H184ZM241 36H242V35H241ZM48 37H49V38H48ZM50 37H51V38H50ZM118 37H119V38H118ZM121 37L124 39L123 42L126 43V44H124V43L122 42L123 39L121 40ZM138 37H139V38H138ZM145 37L147 38V36H145ZM145 37H144V38H145ZM159 37H160V36H158V38H159ZM221 37H222V38H221ZM244 37H245V36H244ZM250 37H254V38L257 37V38H256L257 40L254 39L255 42L253 43L254 40H253V38H251L252 41L249 40V43H248V39H249ZM262 37H264V36H262ZM47 38H48V39H47ZM54 38H55V39H54ZM115 38H118V39L116 40ZM130 38H131V39H130ZM148 38H147V39H148ZM161 38H159V39L161 40ZM181 38H183V39H181ZM185 38H186V39H185ZM129 39H130V40H129ZM154 39H156V38H154ZM159 39H158V40H159ZM174 39H178V40H175V41H176V42H175ZM179 39H180V40H179ZM184 39H185V40H184ZM246 39H247V40H246ZM115 40H116V41H115ZM119 40H120L121 42H120ZM139 40H140V41H139ZM156 40H157V39H156ZM156 40H155V41H156ZM182 40H183V41H182ZM204 40H205V41H204ZM224 40H225V41H228V44H229V42H231L230 45L232 46V44H233V46H232V47H230V46H225V43H223ZM240 40H241V42L243 43V44L241 43L242 45H239V44H240V42H239ZM53 41H52L51 43H53ZM112 41L114 42V44H113ZM118 41H119L120 44H123V45H122L123 48L121 47V45L118 44ZM153 41H154V40H153ZM153 41H151V42H152L153 45H154L155 42H153ZM164 41H163V43H164ZM168 41H170V40H168ZM173 41H174V42H173ZM186 41H188V43H187ZM246 41H247V42H246ZM116 42H117V43H116ZM138 42H139V43H138ZM141 42L144 44V46H143V44H140ZM156 42H157V41H156ZM172 42H173V43H172ZM185 42H186V44H185ZM238 42H239V44L236 45V48H234V47H235L234 45L237 44ZM115 43H116V44H115ZM136 43H138V45L140 44V45H139L140 47H139L138 45H136ZM160 43H161V41H160ZM160 43H159V44H156V45H160ZM166 43H167V42H166ZM192 43H193L194 45H192ZM246 43H247V44H246ZM167 44H168V43H167ZM187 44H188V45H187ZM252 44H250L249 47H252V46H251ZM118 45H119L120 48H122L123 50L126 48V47L124 48V45H127V46H129V47H131V46H133V47L138 46L139 49H140V52H139V50H135V51H136V52H135V51H134L135 48L132 50L133 47L130 48L131 50H130V49L128 50V48H126V50L124 51V53H123V50L121 51V49H119L120 52H121V54H123L122 56L120 55V57H121V58L124 57L123 59H124V62H125V63H123V61H122V62H118V61H120V60H119L120 58H119V56H118V55L120 54V53L118 54V48H117ZM134 45H135V46H134ZM141 45H142V49H143V50H144L143 47H145L146 49H148V52H146L147 54L144 53L145 51H142V50H141ZM153 45H152V46H153ZM168 45H169V44H168ZM183 45H184V46H183ZM186 45L188 46V48L190 47V49L186 48V47H187ZM190 45H191V46H190ZM257 45H258L260 48H258ZM119 46H118V47H119ZM154 46H155V45H154ZM160 46H161V47H158V46H157L158 48L155 46V48H157V50H159V49L162 48V46H164V45H160ZM171 46H170V47H171ZM176 46H175V48H176ZM223 46H224L225 48H223ZM237 46H241V48H239V47H237ZM245 46H244V47H245ZM164 47H165V46H164ZM193 47H195V50L197 49V53H195L196 51L194 50ZM228 47H229V49L231 48L229 51H231V50L234 48L233 51H231V52H229V53H226L225 50L228 51ZM254 47H252V48H253V50H252L253 52H252V53H254V49H255ZM115 48H117V49H115ZM165 48H166V47H165ZM165 48H164V49H165ZM175 48L173 47V49H175ZM183 48H185V49H183ZM192 48H193L194 51H193V50L191 51ZM222 48H223L224 50H223ZM226 48H227V49H226ZM166 49H167V48H166ZM169 49H172V48H169ZM173 49H172V50H173ZM186 49H187V50H186ZM240 49H241V50H240ZM248 49H249V52H250L251 49H250V48H248ZM248 49L246 48V50H248ZM127 50H128V53L125 54V52H127ZM154 50H155V49H154ZM182 50H183V51H182ZM184 50H185V51H184ZM116 51H117V52H116ZM160 51H162V50L160 49V50H159V53H160ZM164 51H165V50H164ZM164 51H163V52H164ZM166 51H167V50H166ZM187 51H188V52H187ZM190 51H191L192 54L190 53ZM216 51H217V52H216ZM240 51H241V52H240ZM258 51H259V50H258ZM258 51H257V52H258ZM133 52H134V53H133ZM138 52L141 54V55L139 54L140 57H139L138 55H136V53H138ZM183 52H184V53H183ZM186 52H187V53H186ZM193 52H194V53H193ZM249 52H248V54H249ZM257 52H255V54H256L257 56H258L259 53H260V54L262 53V52H258V54H257ZM148 53H149V54H148ZM165 53H166V52H165ZM167 53H168V52H167ZM167 53H166L165 55H167ZM169 53H168V54H169ZM244 53H245V52L243 51V54H244ZM246 53H247V51H246ZM145 54H146V56H145ZM156 54H157V53H156ZM162 54H163V53H162ZM182 54H183V55H182ZM186 54H187V55H186ZM193 54H195V57H194ZM196 54H197V57H196ZM229 54H230V55H229ZM243 54H241V55H243ZM255 54H252V56L255 57ZM260 54H259L260 57H261V56H264V55H260ZM125 55H126V56H125ZM143 55H144L145 59L143 58ZM159 55H160V54H159ZM159 55L157 54V57H160ZM165 55L163 54V56H162L163 59H164V57H165V59L167 58ZM191 55H192L194 58L191 57ZM208 55H210V56L212 55V56L210 57V56H208ZM219 55H220V56H219ZM228 55H229V56H228ZM117 56H118V57H117ZM154 56H155V55H154ZM180 56H182V57H180ZM187 56H188V57H187ZM198 56H199L200 58H201V56H202L203 59H202V58H201V59L198 58ZM207 56H208L209 58H208ZM230 56H231V57H230ZM245 56H248V55H245ZM245 56H244V57H245ZM250 56H251V52H250ZM250 56H248V57H250ZM252 56H251V57H252ZM125 57H126V59H129V60H128V61L125 60ZM138 57H139V58H138ZM162 57H161V59H162ZM177 57H178V58H177ZM183 57H185V58H183ZM189 57H190V58H189ZM205 57H207V58L205 59ZM228 57L231 58V59L229 60ZM242 57H243V56H242ZM248 57H247V58H248ZM260 57H259V59H261ZM118 58H119V59H118ZM153 58H154V57H153ZM179 58H180V59L183 58V59H182V60H179ZM236 58H237V59H236ZM255 58H256V57H255ZM184 59H187V60H186L187 64H186V62H182ZM194 59H196V60H194ZM197 59H198V60L200 59V61H198ZM204 59H205V61H207V62L203 61ZM207 59H208V60L210 59V60L208 61ZM245 59H246V58H245ZM252 59H253V61H251L250 59H248V61H249V63L254 64L256 61H255L254 58H252ZM111 60H112V61H111ZM121 60H122V59H121ZM134 60H135V61H134ZM140 60H141V61H140ZM144 60H145V61H144ZM243 60H244V59H243ZM256 60H258V58H256ZM108 61H109V60H108ZM116 61H117V62H116ZM126 61H127L128 63H127ZM139 61H140V62H139ZM161 61H162V62H161ZM172 61H173V60H172ZM179 61L182 62V63H180ZM184 61H185V60H184ZM188 61H189V62H188ZM190 61H192V63H193V62L196 63L197 65H196V64H192ZM196 61H197V62H196ZM202 61H203V62H202ZM245 61H246V60H245ZM245 61H242V62H245ZM258 61H259V60H258ZM160 62H161V63H160ZM164 62H165V64H163ZM176 62H174V63H176ZM200 62H201V64L204 63V62H205V63L202 64V65L200 66ZM242 62H241V64H240V66L242 65ZM252 62H253V63H252ZM260 62H262V60H261ZM260 62H259V63H260ZM115 63H118V64H115ZM120 63H121V64H120ZM122 63H123V64H122ZM141 63H142V65H143V66H142L143 68H145V67H147V66H148L149 68L151 67V70L147 68V69H148L147 71L150 72V73H148V72L145 71L144 69L142 70V67H139V66H141ZM143 63H144V64H143ZM155 63L158 64V65H156ZM184 63H185V64H184ZM189 63H190V64H189ZM198 63H199V65H198ZM218 63H219V65H218ZM225 63H228V64L230 65V67H231L232 70H230V69H229L230 67H229V66L227 67V65H226ZM249 63H248V64H249ZM256 63H258V62H256ZM256 63H255V64H256ZM112 64H113V65H112ZM138 64H139V65H138ZM166 64H167V65H166ZM169 64H170V63H169ZM188 64H189V65H188ZM261 64H262V68H264V62H262ZM115 65H117V66H115ZM136 65H138V66H136ZM144 65H147V66H144ZM149 65H150V66H149ZM162 65H163V66H162ZM164 65H165V67H164ZM178 65H179V66H178ZM215 65H214V66H215ZM236 65H237V64H236ZM238 65H239V64H238ZM238 65H237V66H238ZM259 65H260V64H259ZM259 65H258V67H257V66H255V67H257V68H261ZM134 66H135V67H134ZM211 66H212V65H211ZM234 66H235V65H234ZM246 66H248V65H246ZM249 66H250V64H249ZM138 67H139V68H138ZM167 67H168V69H167ZM186 67H185V68H184V67L181 68V70H183V69L186 70ZM194 67H195V68H194ZM251 67H254V65H252ZM111 68H112V69H111ZM122 68H123V69H122ZM140 68H141V70H139V71L136 70V69H140ZM152 68H154V69H152ZM159 68H158V69H159ZM201 68H200V69H201ZM235 68H236V67H235ZM237 68H238V67H237ZM249 68H250V67H249ZM249 68H248V67H247V69L244 68V70H245V71H246V70L248 71ZM262 68H261V69H262ZM128 69H129V70H128ZM175 69H176V70H175ZM134 70H135V71H134ZM188 70H186V71L189 72ZM241 70H242V69H241ZM249 70H250V69H249ZM254 70H255V68H254ZM151 71H152V72H151ZM183 71H184V70H183ZM193 71H192V72H193ZM197 71H198V70H197ZM251 71L253 72V70H251ZM162 72H164V73H162ZM165 72H166L167 75H165ZM192 72H191V73H192ZM195 72H196V71H195ZM200 72H202V71H200ZM211 72H212V73H211ZM223 72L226 74V77H224V78L226 79V81H227L226 85H225V81H224L225 79L223 80L224 83H223V81H222V79H221V78H223V76H224V75H222ZM232 72H234V75L232 74ZM249 72H250V71H249ZM252 72H251V73H252ZM254 72H255V71H254ZM262 72H264V71H262ZM127 73H128V74H127ZM141 73L144 74L143 76H145V77H143ZM145 73H146V74H145ZM147 73H148V74H147ZM175 73H176V74H175ZM181 73H182V74H181ZM189 73H190V72H189ZM197 73H198V72H197ZM214 73H215V74H214ZM259 73L261 74L260 70H259ZM110 74H111V75H110ZM134 74H135V75H134ZM136 74H141V75L139 76V75H136ZM195 74H196V73H195ZM202 74H203V73H202ZM209 74H210V75H211V74L214 75V76H211V77H214V78H215V79H214V78H213V79L215 80L214 83H216V84L213 85L214 88H212L213 86H211V85L214 84V83H209V82H210V81H209V82H208V85L206 84L207 86H204V88H203V85H205V83H206L205 81H206V80H211V77H210ZM243 74H244V75H247V76H244V78H245V77H247V78H245V79H244L243 77L240 78V76H242ZM253 74H254V73H253ZM257 74H258V73H257ZM146 75H147V77H146ZM164 75H165V77H164ZM175 75H178L182 82H180V79H177L178 76H175ZM262 75H264V74H262ZM262 75H260V76L257 75V76H259V78H260V77L262 78V77H264V76H262ZM153 76H154V77H153ZM159 76H158V77H159ZM166 76H168V77L166 78ZM169 76H170V77H169ZM187 76H189V75H187ZM199 76H196V77H199ZM217 76H219V77H217ZM255 76H256V74H255ZM112 77H111V78H112ZM123 77H124L125 79H126V78H127V79L124 80ZM131 77H132V78H131ZM148 77H149L150 80L148 79ZM150 77H152V78H150ZM184 77H185V75H184ZM202 77L205 78V79H204L205 81H203V82H201V81H202V80H201ZM216 77H217V78H216ZM109 78H110V77H109ZM118 78H119V77H118ZM128 78H130V79H128ZM165 78H166V79H165ZM207 78H208V79H207ZM209 78H210V79H209ZM218 78L220 79V81H219ZM233 78L235 79V81H238V82H237V83H233L234 81H233V82H230V79H233ZM242 78H243V81L241 80ZM138 79H140V80H138ZM147 79H148V81H147ZM159 79H160V80H159ZM198 79L200 80L201 83H204V84H199ZM213 79H212V82H213ZM262 79H264V78H262ZM117 80H118V79H117ZM123 80H124V81H123ZM127 80H129V82H128ZM134 80H135V81H134ZM175 80H176V81H175ZM139 81H141V82H139ZM143 81H144V82H143ZM146 81H147V82H146ZM161 81H160V82H161ZM174 81H175V82H174ZM216 81H218V83H217ZM253 81H254V82H253ZM260 81H261V80H260ZM125 82H126L128 85H127ZM134 82H135V83H134ZM136 82H138L139 84L141 83V84H140V85H139V84H136ZM160 82H159L157 85H160ZM164 82H163V83L161 82V85H164V84H165ZM167 82H168V81H167ZM187 82H188V81H187ZM219 82H220V83H219ZM229 82H230V84H229ZM142 83H143V84H142ZM152 83H150V84H152ZM188 83H189V82H188ZM194 83H195V84H194ZM238 83H239V86H238ZM262 83H264V81H262ZM166 84H165L164 86H167ZM177 84H178V85H177ZM182 84H183V85H182ZM210 84H211V85H210ZM227 84H229V85L227 86ZM231 84H232V86H233V87H231V88L233 89L232 92H231V91L229 92L228 90H227V91H228V93H229L230 95H231V94L233 95V98H234V99L232 98V95L230 96V95L227 93V95H226V94H224V95H226L227 97H228V95H229V96L232 98V101L230 100V97H229V99L226 98V100H225V99H224L225 96L222 94V93H223V90L226 89L227 87L229 88ZM236 84H237V86H236ZM243 84H245L244 87H245L246 85H248L249 87H251V85H253V89H254V88L256 89V90H254L255 93L252 91V92L254 93L255 96H252L253 93H252L250 90L247 89V91H246V89H245L246 87H245V88L242 87ZM157 85H155V86H154V85H150V86H151L150 88L154 89L153 87H155V89H157ZM161 85H160V86H161ZM186 85H188V86H186ZM201 85H202V86H201ZM240 85H242V86H240ZM124 86H123V87H124ZM139 86H141V87H139ZM148 86H149V85H148ZM179 86H181V87H179ZM189 86H190V87H189ZM210 86H211V87H210ZM262 86H264V84H262ZM168 87H169V86H167L166 88H164V87H163V88H164L165 91H166V90L168 89ZM174 87H175V88H174ZM183 87H185V88L183 89ZM188 87H189V88H188ZM193 87H194V86H193ZM207 87H208V88H207ZM234 87H235L236 89L238 88V89H237V92L235 91V88H234ZM240 87H241V88H240ZM160 88H161L162 90H164V89L162 88V86H161ZM160 88H159V89H160ZM172 88H173V89H172ZM179 88H182V89L179 90ZM186 88H187V92H189V93L191 92L190 95H189V97L192 95L191 98H190V99H187V100L185 99V98H186V90H185ZM205 88H206V91L203 92V91L205 90ZM219 88L222 89V90H219ZM239 88H240V89H239ZM247 88H248V87H247ZM251 88H252V87H251ZM251 88H250V89H251ZM259 88H260V91H261V87H260V86H259ZM259 88H258V90H259ZM111 89L114 90V92H115L114 95H111L112 93H114L113 91H111ZM122 89H123V88H122ZM128 89H130V91H129ZM135 89H136V90H135ZM143 89H144V90H143ZM152 89H150V91H151ZM170 89H169V91H170ZM188 89H190V90L188 91ZM192 89H193V88H192ZM199 89H200V90H199ZM207 89H209V90H207ZM216 89H217V88H216ZM229 89H230V88H229ZM253 89H252V90H253ZM131 90H132V91H131ZM138 90H139V91H138ZM141 90H143V91L141 92ZM147 90H148V89H147ZM181 90H182V91H181ZM184 90H185V91H184ZM238 90H239V91L241 90V91H243V92L246 91V92L243 93V92H241V91L239 92ZM118 91H119L120 93H118ZM169 91H167V92H169ZM221 91H222V92H221ZM249 91L251 92V94L249 93V94L251 95V96H250L251 98H250V97H248V98L244 97V96H245L244 94H246V93L249 92ZM110 92H111V93H110ZM116 92H117V94H116ZM138 92H139V93H138ZM140 92H141V94L144 96V98H142ZM145 92H146V91H145ZM209 92L211 93V91H209ZM235 92H236V93H235ZM135 93H136V94H135ZM149 93H150V94H149ZM175 93L173 92V93H172V96H173V94L176 95ZM212 93H213V91H212ZM224 93H225V91H224ZM239 93H243V94H242L243 97L241 96V94L239 95ZM256 93H257V94H256ZM261 93H264V91H262ZM130 94H131V95H130ZM138 94H139V95H138ZM144 94H145V93H144ZM152 94H153V95H152ZM154 94H155V95H154ZM163 94H164V93H163ZM163 94H162V95H163ZM196 94H197V95H196ZM215 94H216V97H215ZM235 94H236L237 96L239 95L238 97H240V96H241V97L238 98ZM123 95H124V98H123ZM128 95H129V97H128ZM135 95H136V96H135ZM158 95H159V98H160L161 95H160V94H158ZM181 95H182L183 97H182ZM211 95H212V94H211ZM211 95L208 94V97L211 98V97H210ZM213 95H212V96H213ZM217 95H218V96H217ZM247 95H248V94H246V96H247ZM126 96H127V97H126ZM131 96H132V98H135V97H136L135 99H138V98L141 96V97L138 99V100H141V102H142L143 99H145V100H144V102H142V103H141L140 101H138V100H135V101H136V102H135V101L131 98ZM187 96H188V93H187ZM199 96H200L202 99H203V98L206 99V97L201 96L200 93H199ZM234 96H235V97H234ZM161 97H162V96H161ZM164 97H162V98H164ZM174 97H175V96H174ZM184 97H185V98H184ZM189 97H188V98H189ZM236 97H237L239 100L236 99ZM256 97H257V96H256ZM126 98H128V99H127L128 101L126 100ZM129 98H130V99H129ZM152 98H151V99H152ZM165 98H164V99H165ZM172 98H173V97H172ZM194 98H193V102H192L193 104H194ZM201 98H200V99L198 98V102H199V100L201 101ZM209 98H208V102H209ZM241 98H243V99H245V100H243V99H241ZM253 98L255 99V101L252 100ZM112 99H113V98H112ZM117 99H115V98L113 99L114 104H115V102H116L117 105H116V104L114 105L113 103H109V105L113 104L112 106H110V107H111V108H110L111 111L109 110V111H110V115L112 114V111H114V112H113V115H114L115 113L118 112L119 115L115 114V117H116V115H117L118 117H119V116H120V117L122 116L123 119H125V117H126L125 114H127V113H125V112H128V113H129V118H130V120H131V121L129 120L128 116H127V118L125 119L126 122L123 121L122 118H120V119H121V121H120V119L116 117L117 121H116V119H115V121H116L117 124H118L117 128H119V126H120L119 124H120L121 122L124 124L123 126L121 125V128H122V129H123V128H125V129H128V128H129V129H142V128H143V129H144V128H145V127H144L145 124H149V123L145 120V118H144L147 114H150V112H147V114H145L146 111L143 112V111L145 110L144 107H146L145 105H144V107H143V106L140 107L141 109L139 108V106H136V109L132 106L134 110L131 109V112H135V111H138V110H142V112L138 111V112H139V115H138V112H135V114L133 113V114L136 116V117H135L134 115H133V116L131 115L132 113L130 114V111H127V109H128L129 107H128L127 109H125V108H124V104H123L122 102H121V104L118 103L117 101H119V99H118V100H117ZM124 99H125V100H124ZM131 99L134 101V103H132L133 101H131ZM164 99L162 100V99L160 98V99L157 100V101H158V102H159V101H163L162 103H163V106H164V107L167 105V107L171 108V110L173 109L172 111H174V108H172V105H173V104H172V105L170 104L171 106L168 105L167 103H168L169 101H166L168 98L165 100L167 103L164 101ZM204 99H203V101H204ZM216 99L214 100L215 102L217 101ZM227 99H228V100H227ZM240 99H241V100H240ZM250 99H251V100H250ZM262 99H264V98H262ZM154 100H155V99H154ZM154 100H152V101H154ZM229 100L232 102V104H233V102L236 100L235 104H233L234 106H232V104L229 102V103L231 104L230 106H232V108H234L235 106H238V107H235L236 109H232L231 107L226 108V107H227L226 105H228V104H226V103H227ZM237 100H238V101H237ZM242 100H243V102H242ZM247 100H249V101H247ZM109 101L112 102L111 100H109ZM124 101H125V102H124ZM126 101L128 102L127 104H126ZM152 101H151V102H152ZM187 101H188L189 103H188ZM195 101H196V100H195ZM203 101H202L203 104H201V108L203 109V107H205V108H204V110H205V109H207L208 107L206 106V104H204ZM206 101H207V100H206ZM206 101H205V103H206ZM224 101H225V102H224ZM239 101H240V102H239ZM245 101H246V103H245ZM257 101H258V100H257ZM138 102H140V103H138ZM151 102H150V103H151ZM179 102H180V101H179ZM218 102H219V101H218ZM159 103H160V102H159ZM165 103H166V104H165ZM186 103H188L189 105H187ZM192 103H191V104H192ZM196 103H197V101L195 102V104H196ZM119 104H120V105H119ZM146 104H148V103H146ZM154 104H155V103H154ZM157 104H158V103H157ZM157 104L155 105V108H156ZM164 104H165V105H164ZM181 104H182V105H181ZM208 104H209V103H208ZM215 104H217V103H215ZM219 104H217L216 107L219 106ZM241 104H243V108H244L243 110H244V111H242V109H241V108H242ZM249 104H250V105H249ZM122 105H123V106H122ZM149 105H150V104H149ZM197 105H198V103H197ZM213 105H214V102H213ZM224 105H225V106H224ZM244 105H245V106H244ZM151 106H152V105H151ZM159 106H160L161 108H163V107H162V104H161V105H158V106H157V108H156L157 110H158ZM183 106H184V108H182ZM190 106H191V105H190ZM194 106H195V107H194ZM202 106H203V107H202ZM223 106H224L225 109L222 108ZM239 106H240V107H239ZM247 106L249 107V111H251V112H249V111L247 110ZM258 106L262 108L261 112H260V109H259ZM132 107H131V108H132ZM148 107H149V106L147 105V108H146L147 111H148ZM167 107H165V108L167 109ZM206 107H207V108H206ZM108 108H109V107H108ZM115 108H116V109H115ZM142 108H143V109H142ZM153 108H154V107L152 106L151 109H153ZM192 108H195L196 111L194 112V109H192L193 111L191 112V114H192L191 117H190L191 114H190V115H186V118L188 117V120L185 118V116L181 117V118H183V119H182V120H183L182 122L186 123L187 125L184 124V123H182V122H181V123H182V124H181V123L179 122V123L181 124V125L179 124L180 126L184 125V126H182V127H183V129H182L183 132H184V133H185V132H188V133H189V132L191 131V129H192L193 131H195V132H196V130H194V129H197V130H198L197 132H200L201 130L206 131L207 128L209 129V130H207V132H208V131H212L213 129H210V128L212 127V125H211V123H209V119H208V120H205V121L202 120V119H205L204 116H205L206 114L204 115V113H206V112L203 111V112H204V113H203L202 111H200V110H202V109H199V106H196V105H193ZM209 108L207 109V110H208V113H209V110H211V109H209ZM217 108H218V107H217ZM251 108H252L253 110H252ZM156 109H155V110H156ZM188 109H187V110H188ZM198 109H199V111H198ZM222 109H224V112H225V113L223 112ZM254 109H255V110H254ZM116 110H117V111H116ZM120 110H121L122 112H121ZM155 110H154V114H156V113H161V114H159V115H162L163 112H158V111H157V112L155 113ZM161 110H163V109H161ZM232 110H233V111H232ZM257 110H259V111H257ZM150 111H151V110H150ZM159 111H160V110H159ZM167 111H168V114H169V113H170V110L167 109ZM213 111H214V110H213ZM213 111H212V113H213ZM220 111H221V113H220ZM226 111H230V112L232 111V112H231V113H228V112L226 113ZM247 111H248V113H249L250 115L247 114ZM253 111H256V112H253ZM152 112H153V111H152ZM174 112H175V111H174ZM174 112H173V113H174ZM257 112H258V113L260 112V113L258 114ZM124 113H125V114H124ZM165 113L167 114V112H165ZM171 113H172V112H171ZM200 113H202L203 115H201ZM251 113H253V114H251ZM256 113L258 114V116H260V118H262V119H259V121H256V120H258V119L254 120V119L256 118ZM140 114H142V115L145 114L144 117H143L144 119H142V117L140 116ZM187 114H189L188 111H187ZM222 114H224V115H222ZM228 114H230V115H228ZM254 114H255V115H254ZM123 115H124L125 117H124ZM150 115H151V114H150ZM150 115H147L148 117L146 116V119L150 118ZM157 115H158V114H157ZM196 115H198V116H196ZM199 115H200V116H199ZM208 115H209V114H208ZM211 115H212V114H211ZM211 115H210V117H211ZM221 115H222V117H224V118H220ZM231 115H232V116H231ZM262 115H264V114H262ZM152 116H153V118H154V115H151V118H150V119H152ZM162 116H164V113H163ZM162 116H161V117H162ZM165 116H166V117H165L164 119H161V120H165V119H167L170 115H169V116H168V115H165ZM167 116H168V117H167ZM171 116L173 117L172 114H171ZM175 116H177V115H175ZM175 116H174V117H175ZM206 116H207V115H206ZM254 116H255V118H254ZM112 117H113V116H112ZM115 117H113V118H115ZM132 117H133V118H132ZM138 117H139L140 121H142V120L144 121V120H145L147 123H145V124L143 123L144 126L141 125V124H140V121H139V119H138ZM140 117H141V118H140ZM161 117H160V118H161ZM177 117H179V115H178ZM192 117H193V118H192ZM197 117H198V119H197ZM203 117H204V118H203ZM210 117H207V118H210ZM230 117H232V118H230ZM113 118H112V119H113ZM135 118H136V120H134V122H132V119H135ZM156 118H157V117H156V115H155V118H154V119H156ZM158 118H159V117H158ZM179 118H180V117H179ZM195 118H196V119H195ZM200 118H201V120H200ZM218 118H219V119H218ZM228 118H229V120H228ZM112 119H111V120H112ZM168 119H169V118H168ZM189 119H190V120L192 119V120L190 121ZM193 119H194V120H193ZM220 119H221V120H220ZM239 119H241V120H239ZM243 119H245V118H243ZM127 120H129V121H127ZM175 120H176V118H175ZM177 120H178V119H177ZM199 120H200V121H199ZM211 120H212V119H211ZM252 120H253V122H252ZM136 121H138V122H136ZM155 121H156V120H155ZM157 121H158V119H157ZM179 121H180V119H179ZM188 121H189V122H188ZM195 121H196V122H195ZM201 121H202V122H201ZM215 121L213 120V123H214V125H215V126H213L214 129H215V127H216V129H218V127H219V129H220V128H222L221 126H224V128L226 127V124H225L223 121H222V122H223L225 125H224L223 123H221V124L219 123L220 126H217L218 123L215 122ZM226 121H228V122H226ZM232 121H231V122H232ZM239 121H240V122H239ZM245 121H246V120H245ZM260 121H261V122H260ZM116 122H113V121L111 122V123H112V127H114V126L116 125V124H115ZM119 122H120V123H119ZM151 122H153V124H154L153 119H152V121H150V123H151ZM162 122L165 123V125L162 126L163 124H162V125L159 124L158 126H161V127H159L160 129H161L162 127H164V128H166L165 131H167V130H168V131H171V129L174 128V127H172V126H174V125L172 124L174 121H173V122H172L171 120L168 121L169 123H171L170 125H172V126L170 127L171 129L169 128L170 130L167 129V126H166V125L168 124V122H167V121H165V122L162 121ZM162 122H160V123H162ZM166 122H167V124H166ZM177 122H178V121H177ZM177 122H175V124H176ZM190 122H192V124H190ZM194 122H195V123H194ZM250 122L254 123L255 128H254L253 124H252V125L249 124ZM255 122H257V123H255ZM113 123H114V126H113ZM130 123H132V124H130ZM136 123H139L138 126H136ZM155 123H156V122H155ZM158 123H159V122H158ZM188 123H189V124H188ZM213 123H212V124H213ZM233 123H231V124H233ZM133 124H134V125H133ZM153 124H151V126H150V125H146V126H147V127L150 126L151 129H150L149 127H148V128H149L150 130H152V125H153ZM204 124L207 126V128H203V127H204ZM228 124H227V127L229 126V127H230L229 129H231L233 125L231 126V125H228ZM140 125H141V127H139ZM155 125H156L155 127L157 128V127H158L157 124H155ZM170 125H168V127H169ZM188 125H189L191 128H190V127L187 128ZM238 125H235V127L238 128V127H239ZM256 125H258V126H256ZM261 125H262V126H261ZM126 126H127V127H126ZM175 126H176V125H175ZM192 126H193V127H192ZM196 126H198V128H196ZM199 126H200V128H199ZM206 126H205V127H206ZM242 126H243V127H242ZM252 126H253V127H252ZM138 127H139V128H138ZM201 127H202V129H201ZM235 127H233V128H235ZM247 127H246V129H247ZM251 127H252V128H251ZM115 128H116V126H115ZM148 128H147V129H148ZM176 128H178V130L180 129L179 126H178V127L176 126ZM176 128H175V129H176ZM193 128H194V129H193ZM119 129H120V128H119ZM122 129H121V130H122ZM153 129H154V125H153ZM175 129H173L172 131H175ZM189 129H190V131H189ZM199 129H201V130L199 131ZM205 129H206V130H205ZM229 129H227V130H229ZM240 129H239V130H240ZM246 129H243V130H246ZM249 129H247V130H249ZM258 129H259V128H258ZM158 130H159V129H158ZM158 130H157V131H158ZM161 130L164 131L163 128H162ZM161 130H160V131H161ZM182 130H181V131H182ZM184 130H185V131H184ZM222 130H223V129H222ZM225 130H226V128H225ZM232 130H233V129H232ZM234 130H235V129H234ZM260 130H261V129H260ZM262 130H264V127H262ZM176 131H177V130H176ZM193 131H192V132H193ZM180 133H181V132H180ZM188 133H187V134H188ZM187 134H185V137L187 136ZM182 136H183V134H181L180 137H182ZM183 137H184V136H183ZM188 137H189V136H188ZM185 140H187V139H185ZM188 140H189V139H188ZM182 141H183V139H182ZM214 153H215V154H213V155H212V153L209 155V156L211 157V160L209 161V160L207 159V161H205V162H206L205 165H202V164H204V163L201 162V164H200V165L202 166V167H201V170H202V168L206 167L207 164H210V165L214 164V163H212L211 161H214L215 158L217 159L219 156H220L219 158L223 157L222 153H220V154H217V152H214ZM216 154H217V155H216ZM211 155H212L213 157H212ZM209 156H208V157H209ZM214 156H215V157H214ZM212 158H213V159H212ZM216 159H215V160H216ZM218 160H219V159H218ZM218 160H217V161H218ZM181 162H183V161H181ZM181 162L178 161L179 164H180ZM207 162H208V163H207ZM209 162H211L212 164L209 163ZM178 163H177V164H178ZM187 163H188V162H187ZM181 164H182V165H180V166H181L182 168H183L185 165H187V164H185L184 162L181 163ZM189 164H190V163H189ZM192 165H193V164H192ZM200 165L197 166V167H196L195 165H194V166H195V168L197 169V168H200ZM180 166H179V167H180ZM194 166H192V167H193V168H192L190 165H187L186 167H187L188 170L186 169V167H184V168H185L189 173H192V172H193V174H194V173H195V174H197V173L200 174V172H199L200 170H198V169L196 170V169L194 168ZM203 166H204V167H203ZM207 166H208V165H207ZM184 168H183V169H184ZM185 169H184V170H185ZM186 170H185V171H186Z\"/></svg>",
    "mask_w": 264,
    "mask_h": 264
}]
</instances>
